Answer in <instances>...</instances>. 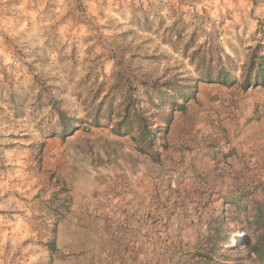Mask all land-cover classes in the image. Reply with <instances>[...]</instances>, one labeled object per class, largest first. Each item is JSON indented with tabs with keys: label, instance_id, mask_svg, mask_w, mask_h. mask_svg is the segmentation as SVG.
I'll return each mask as SVG.
<instances>
[{
	"label": "rangeland",
	"instance_id": "obj_1",
	"mask_svg": "<svg viewBox=\"0 0 264 264\" xmlns=\"http://www.w3.org/2000/svg\"><path fill=\"white\" fill-rule=\"evenodd\" d=\"M259 44L264 0H0V264H259L227 201L264 192L235 163L264 142ZM221 65L233 84L204 79ZM169 79L197 88L155 160L114 127L131 94L164 125L145 91Z\"/></svg>",
	"mask_w": 264,
	"mask_h": 264
},
{
	"label": "trees",
	"instance_id": "obj_2",
	"mask_svg": "<svg viewBox=\"0 0 264 264\" xmlns=\"http://www.w3.org/2000/svg\"><path fill=\"white\" fill-rule=\"evenodd\" d=\"M244 73L245 77L242 85L245 89L250 86L264 85V44H259L252 51L244 68ZM202 75L205 80L217 81L224 84H233L235 81V79L230 77L229 70L223 65L220 66L216 76L211 66H207ZM196 88V84H184L181 81L170 79L164 82L159 80L149 82L145 92L148 94L150 103L153 106L159 107L165 105L164 103L169 101L172 103V110L168 112L164 118L165 124H158L155 114L153 112L150 113V111L142 105V98L131 94L124 108V116L114 127V130L120 135L128 134L133 129L138 130V135H133V140L140 145V151L151 154L155 160H158L159 154L153 151L157 138H159V136L165 137L174 111L186 110L187 102L193 97ZM168 91L180 94L184 98V102L179 103L174 98L167 100L166 97L169 96ZM157 98L160 99V103H156L155 99ZM58 111L62 114V110ZM69 126L70 125H66L65 129L67 130ZM42 146H44V143L41 144V147ZM257 190L258 189L255 187L242 190L227 201H229L228 209H234L241 221H249L251 227L257 232V241L251 246L250 252L259 264H264V192L259 193L256 192ZM251 194H255V196L261 195L262 201H255L252 209H249L247 208L245 198L248 199ZM221 209L223 210L224 206H221ZM251 211L253 212L252 218H250ZM224 223L225 220H223L222 216V220L218 224V229H220ZM209 249L212 253L216 252L215 243H211ZM207 258L212 259L213 257L208 255ZM209 263V260H207L204 264Z\"/></svg>",
	"mask_w": 264,
	"mask_h": 264
},
{
	"label": "crops",
	"instance_id": "obj_3",
	"mask_svg": "<svg viewBox=\"0 0 264 264\" xmlns=\"http://www.w3.org/2000/svg\"><path fill=\"white\" fill-rule=\"evenodd\" d=\"M260 134L257 132L255 140L248 141L246 144L239 145V150L236 166L238 170H244L246 174L259 173L262 175L264 169V142L259 141ZM247 167V168H246Z\"/></svg>",
	"mask_w": 264,
	"mask_h": 264
}]
</instances>
